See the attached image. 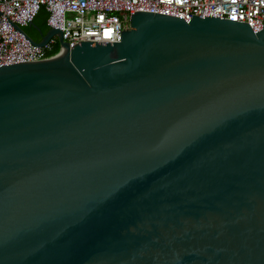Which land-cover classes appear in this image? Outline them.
Segmentation results:
<instances>
[{"label":"water","instance_id":"1","mask_svg":"<svg viewBox=\"0 0 264 264\" xmlns=\"http://www.w3.org/2000/svg\"><path fill=\"white\" fill-rule=\"evenodd\" d=\"M55 34L0 67V264H264V25Z\"/></svg>","mask_w":264,"mask_h":264},{"label":"built area","instance_id":"2","mask_svg":"<svg viewBox=\"0 0 264 264\" xmlns=\"http://www.w3.org/2000/svg\"><path fill=\"white\" fill-rule=\"evenodd\" d=\"M47 12V25L60 29L65 42H119L128 28V13H161L190 21L195 16L264 25V0H0V67L48 56L58 35L34 43L24 28Z\"/></svg>","mask_w":264,"mask_h":264},{"label":"trees","instance_id":"3","mask_svg":"<svg viewBox=\"0 0 264 264\" xmlns=\"http://www.w3.org/2000/svg\"><path fill=\"white\" fill-rule=\"evenodd\" d=\"M34 22L39 28L29 25L25 27L24 30L30 37H32L36 41H39L42 35L46 34L49 30V26L47 25V12L45 10H42L35 18ZM57 47H59V44L56 46V48Z\"/></svg>","mask_w":264,"mask_h":264},{"label":"clouds","instance_id":"4","mask_svg":"<svg viewBox=\"0 0 264 264\" xmlns=\"http://www.w3.org/2000/svg\"><path fill=\"white\" fill-rule=\"evenodd\" d=\"M41 39H42V37H41ZM41 39H40V40H41ZM40 40H39V41H40Z\"/></svg>","mask_w":264,"mask_h":264}]
</instances>
